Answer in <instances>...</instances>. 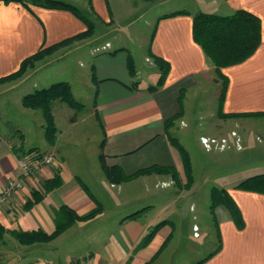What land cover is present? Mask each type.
Wrapping results in <instances>:
<instances>
[{
  "label": "crops",
  "instance_id": "crops-1",
  "mask_svg": "<svg viewBox=\"0 0 264 264\" xmlns=\"http://www.w3.org/2000/svg\"><path fill=\"white\" fill-rule=\"evenodd\" d=\"M62 1L74 5L75 1H82L86 8L82 18L68 9L36 4L27 8L19 3L0 1V78L17 71L25 58L41 48L84 32L87 29L85 19L90 18L88 10L107 27L115 26L117 30L134 27L140 32L139 25L149 27L150 35H146L144 41L150 48V60L155 54L170 65L164 84L155 91L141 88L140 83L135 82L137 79L150 80L156 74L160 77L155 62L152 61L153 71L146 78L141 70L136 75L131 73L128 60L131 53L127 45H115L107 38L101 44H109L107 49L95 52L97 48L90 47L92 61L88 73L96 87L95 105L105 132L106 161L109 165L119 166L125 174L160 165L174 167L179 179L186 176L181 154L171 140V137H177L170 135L165 124L185 112L183 96H190L188 94L199 85L203 87V78L214 76L216 72L194 38V17L198 13L231 15L236 10L246 9L261 19L262 42L256 52L242 63L222 68V72L228 77L225 112L264 111V0ZM177 12L180 13L174 14ZM31 71L28 69L23 76L0 82V192L9 180L19 175L20 156L30 153L31 147H26L24 122L34 117L44 128L43 115L38 114L41 110L22 105V98L28 92L23 83L33 76ZM180 144L190 155L189 149ZM191 165L193 172L192 159ZM78 169L61 161L56 169L62 179L61 185L27 208L26 202L33 190L43 191V181L56 172L45 167L40 176L26 180L24 189L9 206L0 209L3 226L0 264H144L153 256L149 264L157 263L161 250L168 246L173 235V220L161 227L145 246L137 248L156 224L172 214L171 203L159 201L144 205L146 210L159 213L157 218L150 220L144 217L146 211L135 218L104 219L107 213L104 198L101 200L88 185L81 184ZM261 173L264 168L259 167L248 177ZM140 177L148 185L154 182L155 186L172 180L168 174L161 173ZM175 182L177 185L169 186L177 187L174 194L179 192L173 196V202H180L185 197H180L182 191L197 189L193 185L194 179L190 186L182 181V184ZM238 182L231 181L229 185L219 187L229 190L241 211L244 226L239 228L225 207H216L213 214L219 244L201 264H264V194L235 189ZM97 203L102 206V211L94 218L76 221L49 241L23 244L17 237L33 231L54 232L63 206L83 215L93 210ZM196 226L194 224L193 229ZM203 233L207 236V228Z\"/></svg>",
  "mask_w": 264,
  "mask_h": 264
},
{
  "label": "rangeland",
  "instance_id": "rangeland-1",
  "mask_svg": "<svg viewBox=\"0 0 264 264\" xmlns=\"http://www.w3.org/2000/svg\"><path fill=\"white\" fill-rule=\"evenodd\" d=\"M74 3L80 11H86L82 1ZM87 15L94 24L91 36L70 41L45 53L42 58L33 61L32 66H28L25 71L32 69L33 73L30 80L27 78L26 81L24 78L23 86L26 84L28 91L25 93L66 81L70 83L75 98L81 102V106L75 108L60 98L53 100L51 112L54 122L49 128L44 111L39 109L41 113L38 114L43 115L45 130L37 124L34 117L27 119L24 122L28 141L26 147H37L41 151L47 149L46 151L54 156L50 165L53 172L59 168L61 161H66L71 168L80 167L78 171H81V184L88 185L101 200L104 198L107 205L104 219L113 221L117 216L120 220L144 209V217L150 220L157 218L159 213L157 210H146L144 205L150 202L157 204L159 201L171 203L172 214H168L166 220L168 223L174 221L173 235L168 246L161 250L160 259L156 264H194L208 256L219 244L215 216L211 211L210 189L229 185L231 181H240L247 178L251 171L259 167L264 168V115L221 117L219 107L223 79L218 78L216 72L214 76H205L203 87L199 85L188 94L190 96H183L185 112H182L169 128L170 135L177 137L180 143L189 149L194 167L193 177L186 174L182 179H177L178 184L185 182L184 185L190 186L194 179L193 185L197 186V189L191 192L182 191L180 197H185L180 202H173V196L179 192L174 194L177 187L169 188L170 185L176 184L170 174L172 180L158 183V186H155L154 182L148 185L140 176L122 183L110 182L105 175L103 164L109 167L114 165L107 163L101 145L105 140V132L96 111V87L92 75L88 73L92 61L90 47H96L95 52L104 50L101 44L107 38L114 41L115 45H127L134 61L135 72L141 70L147 78L153 71L151 65L152 61L154 62V59L149 58L150 48L144 41L150 28L139 25L140 32H136L134 27L117 30L115 26L107 27L89 10ZM158 77L156 74L151 76L150 80L137 79L135 82L140 83L141 88L149 90V86L157 85ZM1 105L0 103L2 111ZM203 136L217 138L219 142L226 137L229 145L223 149L220 144L213 145V148L208 150L201 143ZM98 205L99 203L96 207ZM194 224L199 228L197 234L193 229ZM205 228L208 237L203 233Z\"/></svg>",
  "mask_w": 264,
  "mask_h": 264
},
{
  "label": "trees",
  "instance_id": "trees-1",
  "mask_svg": "<svg viewBox=\"0 0 264 264\" xmlns=\"http://www.w3.org/2000/svg\"><path fill=\"white\" fill-rule=\"evenodd\" d=\"M4 3H19L24 7L29 8L31 4L43 5L46 7L53 8H62L68 9L74 12L76 15L82 18V11L79 8L69 2H65L62 0H0ZM180 12L174 13L179 14ZM84 17V16H83ZM87 18V17H86ZM87 23V29L72 38L64 40L58 44L53 46H49L46 48H41L36 53L30 55L25 58L20 68L6 76L0 78V82L11 80L21 76L26 70L28 66H32V62L42 58V56L50 52L70 41H74L79 38H84L87 36H91L93 34V22L90 18L85 19ZM194 38L202 47L203 51L215 67V71L217 73L218 78L223 79L222 90L220 94V107H219V115L223 118L227 117H247V116H263L264 111H255V112H224V101L228 88V77L222 73V68L230 67L239 63L244 62L250 56H252L262 42V21L261 19L255 15L254 13L246 10L239 9L236 10L231 15H218V14H208V13H198L194 17V26H193ZM156 67L160 71V77L157 81L156 86H149L150 91H155L159 87H161L166 79L168 74L170 65L169 63L163 59L162 57L152 54ZM129 67L131 68V73L136 75L134 68V61L132 56L129 55ZM95 78V76H94ZM96 79V78H95ZM60 98L65 101L69 106L78 108L81 106V102H79L72 91V87L69 82L63 81L50 85L47 88L36 89L34 92L27 93L22 98V105L26 108L30 109H42L44 111V116L47 122V128L53 126V115L51 112V102L55 99ZM180 116H177L169 119L165 127L168 129L171 127L172 122ZM173 144L179 150L181 157L183 159V163L185 166L186 174L192 176V165L190 155L187 150L177 141L176 138L171 137ZM105 140L102 141V148H104ZM28 152L34 153L38 157H41L46 153L45 151H41L37 147H31L28 149ZM29 154V153H28ZM103 169L106 177L112 183H122L134 177L153 174V173H161V174H170L173 176L175 181H177V171L174 167L169 166H160L153 165L148 168H143L138 170L137 172L127 175L123 172V170L119 166L109 167L106 164H103ZM62 183V179L59 171H56L55 174L43 181V191L33 190L31 193V197L26 202V207L32 206L34 203L41 201L45 194ZM235 189H243L254 191L258 193L264 194V173L256 174L249 176L247 178L239 181L235 187ZM211 195V211L214 212L215 208L218 206L225 207L235 223L239 228L244 226V219L242 217L241 211L230 194L229 190L220 187H213L210 192ZM146 209V208H145ZM144 209L133 213L126 218H135L140 213H142ZM102 211V206L99 204L92 211L78 215L75 211L70 209L67 206H63L61 209V217L59 218V224L57 228L51 234H47L42 231H33L30 233L17 235L19 241L23 244H31L34 242L40 241H49L53 238H56L60 235L65 229L71 226L73 223L79 220H87L94 218L98 213ZM216 221V219H215ZM168 223V220H163L156 224L150 232L143 238V240L139 243L137 249L145 246L151 237L164 225ZM3 233V226L0 224V236ZM168 242V240L166 241ZM209 257V256H208ZM203 260H200L196 264H201ZM153 258L150 260L152 261ZM150 262H146L144 264H149Z\"/></svg>",
  "mask_w": 264,
  "mask_h": 264
},
{
  "label": "built area",
  "instance_id": "built-area-1",
  "mask_svg": "<svg viewBox=\"0 0 264 264\" xmlns=\"http://www.w3.org/2000/svg\"><path fill=\"white\" fill-rule=\"evenodd\" d=\"M109 44L103 46V49H107ZM234 135V133H233ZM201 143L208 150L213 148V145L221 146V149L227 147L228 139L223 137L222 139L210 138L203 136L201 137ZM54 161V156L52 154H45L38 157L34 153H29L19 158L20 173L18 176L12 178L8 181L5 188L0 192V209L9 206L14 200L19 191L24 189L26 185V180L35 179L41 175L42 170L45 167H50ZM195 234L198 232V227H194Z\"/></svg>",
  "mask_w": 264,
  "mask_h": 264
}]
</instances>
